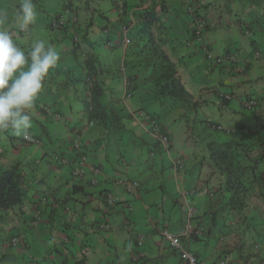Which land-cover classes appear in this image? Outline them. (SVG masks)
<instances>
[{
  "label": "crops",
  "instance_id": "1",
  "mask_svg": "<svg viewBox=\"0 0 264 264\" xmlns=\"http://www.w3.org/2000/svg\"><path fill=\"white\" fill-rule=\"evenodd\" d=\"M111 1V6L116 8L119 0ZM123 2V17L118 9L116 18L107 17L99 10L104 21L101 26L94 22L95 12L80 4V11L85 12L82 15L73 2L70 7L60 6L43 25L47 33L53 30L52 34L56 33L58 40L66 42L70 49L60 54L61 61L54 69L57 78L46 80L43 91L46 94L42 93L45 96H39L36 102L50 105L61 116V121H66L67 135L60 137L58 144L54 143L60 127H47L53 120L34 108L31 113L33 131L42 136L39 140L43 143L39 146L40 152L33 147L21 148L6 154L10 161L3 157L0 160L4 166L27 165L23 204L0 212V264H184L162 233L168 230L174 235H183L187 225L192 226V231L182 237V242L200 264H221L222 261L264 264V180L256 184L255 196L245 210L237 213L227 208L228 195L223 191L222 179L211 175L205 148L213 141L252 143L264 135V107L246 113L241 105L245 98L264 96V76L260 73L264 62L253 58L255 52L264 54V0ZM190 7L199 19L206 21L204 37L214 54L221 55L217 54L221 49L222 54L238 53L234 66L215 67L193 43L194 16L188 13ZM147 11L160 18V37L181 78H192L195 89H201L197 98L192 85L195 99L203 102L202 106L215 100L221 104V109L230 110V116L239 118L236 125L203 119L226 130L221 133H215L205 124H197L192 131L187 126L186 151L176 148L174 132L167 127L163 116L167 112L180 114L187 110L186 118L190 121L197 112L180 104L160 105L162 111L156 115L170 135L171 152L168 154L145 125L129 116L130 112L147 111L146 102L158 104L153 99L151 84L139 76L132 97L124 99L125 78L121 71L131 52V42L124 44L123 28L128 25L130 39L136 37L142 26L141 15ZM72 13H76L78 22L73 21ZM60 17H64L65 25H55ZM247 33H251V37ZM48 38L51 40L50 33ZM229 39L233 40L229 42ZM49 40H45L46 43ZM229 45L233 46L229 48ZM88 52L99 62L105 102L121 110L122 126L109 132L96 123L88 126L83 108L76 116L69 110L71 101L82 104V96L76 93L78 84L69 83V78H75L76 72L80 78L87 73L81 55ZM243 67H246L244 71L239 70ZM211 88L225 90L234 98L221 103L219 93L204 90ZM61 107L67 111L62 112ZM68 113L73 115L72 120ZM39 125L44 129H39ZM79 129L87 154L102 171L95 186L91 184V174L74 181L68 166L54 160L58 155L71 156L72 142ZM195 141L204 143L197 149L192 145ZM11 143L17 146L19 142ZM176 156L185 159L183 171L173 166ZM258 170L264 173V162ZM117 179L137 182L139 187H127V190L116 185ZM109 193L119 199L114 207L107 204ZM43 194L48 195L49 200L40 206V215L36 218L35 208ZM15 240L21 241L18 247L14 246Z\"/></svg>",
  "mask_w": 264,
  "mask_h": 264
},
{
  "label": "trees",
  "instance_id": "2",
  "mask_svg": "<svg viewBox=\"0 0 264 264\" xmlns=\"http://www.w3.org/2000/svg\"><path fill=\"white\" fill-rule=\"evenodd\" d=\"M120 1L122 0H119L115 7L119 10L120 17H123L125 15V4L123 5ZM71 5L72 2H64L63 4L65 7H70ZM120 5H122V8H120ZM141 20L142 26L137 36L131 37V45L129 46L131 52L128 54L123 64L127 69V79L131 89L133 91L135 90L136 80L139 76H143L152 86L153 99L160 105L168 103L170 107H174L180 104L184 105V107H188L194 112H198L203 102H199L197 98L195 99L194 94L186 89L178 72L176 63L166 51L165 42L160 37L162 31L160 18L157 14L147 11L141 15ZM195 32L196 31L193 30L192 40L194 41L196 40ZM194 44L200 48V52L210 63H215L208 59L198 43ZM81 58L83 61L82 63L87 69V73L81 78H75L72 81L78 82L83 88L85 93V96L82 97L83 112L86 114L88 121L102 126L107 132L121 127V110L105 102V91L100 79L101 71L97 58L90 53L85 54V58ZM214 65L216 67V64ZM204 90L210 93H219L218 99L221 103L230 102V100L223 96L225 93H222L217 88ZM41 105L46 104H38V102H36L34 108H38L48 119L49 115L41 109ZM46 106L50 110H53L50 105ZM243 110L246 113H253L255 111H247L244 108ZM151 115L160 120L158 115ZM161 123L163 125V122ZM200 123L201 124L198 125L205 124L215 133L224 132L217 130L220 125L216 123L210 124V122L206 120H201ZM39 126L44 129L42 125ZM8 133L10 135V131ZM76 133L81 134V129ZM10 136L19 138V141L23 139L15 135ZM254 142L231 144L213 141L208 142L205 146L212 169L211 175L222 179L223 191L228 195L225 206L237 213L245 210L249 201L255 196L256 184L264 180V173L258 170L260 164L264 162V135ZM83 150L91 159L85 147H83ZM181 158L184 157L182 156ZM94 164L96 163L94 162ZM26 167L27 165L22 163L4 166L0 161V212L14 210L23 204L27 185ZM37 205L34 217H37V213H40V206L39 204Z\"/></svg>",
  "mask_w": 264,
  "mask_h": 264
},
{
  "label": "clouds",
  "instance_id": "3",
  "mask_svg": "<svg viewBox=\"0 0 264 264\" xmlns=\"http://www.w3.org/2000/svg\"><path fill=\"white\" fill-rule=\"evenodd\" d=\"M68 2L71 1L69 0ZM120 2L124 5L123 0ZM188 12L190 15L194 16V21L195 19H199L196 11L192 7L189 8ZM37 15L34 0H20L16 11L15 24L13 26L14 30L30 33L32 26L37 22ZM74 15L76 16V13H74ZM76 17L78 18V16ZM7 22V14L0 12V134L8 133L10 131L12 135L21 137L25 141L30 140L32 136L38 143L31 144L27 141L26 143L30 145L42 146V141L37 140L31 134V130L33 128L31 113L36 105V101L44 91L45 82L48 79L50 72L58 67L61 61V56L53 46L48 45L43 39H32L29 42L28 47L25 49L15 39L14 31H10L9 28L5 26ZM130 32L131 28L128 32L129 39ZM249 37H251V35ZM76 43H78V41H76ZM210 51L212 50L210 49ZM212 53L214 54L213 51ZM85 54L86 53L81 56L85 58ZM214 55L217 57L221 56L216 54ZM243 68L244 70L246 69V67ZM123 69L127 71L125 67H123ZM123 69L121 72L122 76L125 78L124 99H126V82L128 79L127 74H123ZM131 94L133 95L132 89ZM228 94L231 95L230 93ZM231 96L233 97V95ZM52 112L53 116L49 115V119L53 121H61V116L57 115L53 110ZM56 117H59V120H57ZM91 123L92 126L94 125L93 122L88 121V126H91ZM58 157L66 158L62 155H58ZM45 196L48 197L46 194Z\"/></svg>",
  "mask_w": 264,
  "mask_h": 264
},
{
  "label": "rangeland",
  "instance_id": "4",
  "mask_svg": "<svg viewBox=\"0 0 264 264\" xmlns=\"http://www.w3.org/2000/svg\"><path fill=\"white\" fill-rule=\"evenodd\" d=\"M70 1L73 2L75 7L78 5L77 6L78 9L80 8L79 5L81 4V6H86L88 9H90L91 13L95 12L94 22L98 26L103 25V22H104L102 19V16L98 13L99 10H103V15H105L107 17H114V18L117 17L116 8L111 6L112 5L111 0H70ZM64 2L65 1H63V0H60V1L59 0H39L38 2H36V0H35L34 3L36 5V10H37V14H38L37 15V22L32 26L30 34H26L25 32H21L18 30H14V28H13V26L15 24L16 11H17V8L19 6L20 0H0V12H4L7 14L8 22L5 26L8 27L10 31H14L15 39L25 49L28 47L29 42L32 39L49 40L50 38H48V34L50 33L51 34V40H49V42L47 44L50 46H53L60 54L61 53L65 54L67 52V50L69 51V49H70V48H68L67 45H65L67 43L65 42V44H64V42H61L60 40H58L57 36H55L57 34L56 33L52 34L53 30H49V32L47 33L46 30L43 29V25L48 20L50 21L51 17L54 16L56 12H58V10L60 9V6H63ZM74 5H73V7H74ZM78 12L82 15H84V13H85L83 11H80V9L78 10ZM90 16L92 17V15H90ZM92 19H93V17H92ZM232 40L233 39H229V42ZM231 46H233V45H229V48H231ZM222 51H223V49H221L220 53H217V54H222ZM261 54L264 55L263 53H261ZM253 58H254V55H253ZM254 59L259 60L261 62H264L263 59H258V58H254ZM260 73L262 74V76H264V69H261ZM78 75H79V73L76 72V77H75L76 79L80 78V77H78ZM48 78L55 80L57 78L56 71L52 70L50 72ZM75 78L74 77L69 78V83L74 82L72 80H74ZM182 81L184 82L186 89L194 94L193 87L195 89L196 83L192 80V78L190 80L188 77L183 76ZM76 83L78 84V87H79V89L76 92L77 95L84 97L85 93L83 91L82 86L78 82H76ZM192 85H193V87H192ZM195 90H196L195 95L197 98H199V95L201 94L200 93L201 89L198 87ZM220 91L222 93L225 92V90H220ZM42 93L46 94L45 92H42ZM44 96L45 95H43V94L40 95V97H44ZM40 100H41V98H40ZM67 103L69 104V102H67ZM67 103H65V105H67ZM71 103H72V106H71V109H69V110H72L73 111L72 114L76 116V114H78L82 110L83 105L79 101H74V102L71 101ZM63 105H64V103H63ZM145 106H146L145 109L147 111H143V112H145L147 114L152 113V114L160 115V112L162 111V110H159V108L161 107L159 103L156 104L155 102H149V103L146 102ZM134 107H136V106H134ZM134 107H133V109H134ZM61 111L65 112L67 110H65V107L64 108L61 107ZM153 112H155V113H153ZM183 112L184 113H180V114L178 112H175L174 114L171 112H167L163 116L164 122L166 123L167 127L170 130H172V132H174V137H175V141H176V148L180 151L182 149H184L186 146L185 135L188 134L187 126H190V130L192 131L193 128L197 124H201L200 122L197 123L196 120L201 121L203 119H208L212 122H221V123H224L226 125L227 124L236 125L238 123V120H239V118L234 117V115L230 116L231 114H230L229 109L223 108V107L221 109V104L215 100L207 102V105H203L202 108L200 110H198V112L196 114L192 115L193 117H191L190 121H188L186 118L187 110H184ZM72 116H70V114H69L70 120H72ZM195 117L197 118L196 120L194 119ZM81 118H83V117H81ZM85 121L87 123V121H88L87 117H86ZM53 126L60 127L59 135L57 136L58 138L56 140L55 139L53 140L54 143L58 144L59 138L67 135L66 121L65 120H62V121L54 120L52 122H49V124L47 125V127H53ZM39 127H40L39 129H43V128H41V126H39ZM31 134L37 140H39V138L42 137L38 133H35L33 130H31ZM10 135H12V134L10 133ZM10 135H9V133L8 134L3 133L0 135V160L3 157V158H7V160L10 161V159H8L6 154L10 151H12V152L18 151L21 148L33 147V149L38 151V153L40 152L39 146H36V145L32 146L30 144H27L24 139L19 141L18 140L19 138L11 137ZM193 138H194V136H193ZM11 141H14V142L18 141L19 143L17 144V146H15L11 143ZM203 143L204 142H201V141H195V143L193 142L192 145H194L195 148L199 149L198 146H201V144H203ZM186 150H187V148L184 149V151H186ZM252 222L256 223L254 220Z\"/></svg>",
  "mask_w": 264,
  "mask_h": 264
},
{
  "label": "built area",
  "instance_id": "5",
  "mask_svg": "<svg viewBox=\"0 0 264 264\" xmlns=\"http://www.w3.org/2000/svg\"><path fill=\"white\" fill-rule=\"evenodd\" d=\"M120 8H122V5H120ZM67 13H71L70 10H67ZM73 14V13H72ZM74 15V14H73ZM73 21L77 22L78 18L74 15ZM65 25V19L64 17H60L55 21V25ZM206 29V21L196 19L192 23V30H195V37L196 40L194 43H198L204 52V54L208 57V59L215 62L216 66H222V67H231L234 66L235 63L238 61V55L235 51H227L223 55L217 57L215 56L212 51L208 48L205 39H204V31ZM130 28L128 26H125L123 28V34H124V44L127 46L130 44V39L128 36ZM248 36L251 35V33H247ZM254 58L263 59L264 55H262L260 52H256L254 54ZM239 70L243 71V69ZM123 74L126 75L127 71L123 69ZM131 86L130 83L126 82V95L125 98H131ZM226 99L232 100L233 97L229 95L228 93H225L223 95ZM242 107L247 111H254L260 106H264V96L260 97H250L241 102ZM41 109L46 112L48 115L53 116L52 110H50L47 106L41 105ZM130 115L132 118L136 119L140 124L145 125L147 131L151 136L154 138V140L159 143L160 146H162L168 154H170L171 150V142L168 132L164 129V126L162 125L161 121L154 117L151 114H147L143 111H137V112H131ZM57 120H59V117H56ZM92 126V123H91ZM218 131H226L222 127L217 128ZM28 143H38L32 136L30 140H26ZM83 142H82V136L80 133L75 134V138L73 141L72 149H71V156L62 158V157H56L55 160L64 165L68 166V168L71 171V177L76 181H81L83 178H85L88 174H91V184L95 186L100 179L102 175V171L100 170L99 166L97 164H94V161H92L83 150ZM173 161V166L176 170L183 171L186 166V162L184 158H181L180 156H176ZM117 186H122L123 188L129 190L127 187H139V184L137 182H130V180L126 179H117L115 181ZM107 204L111 207H114L115 204L119 201L117 196L113 193H109L106 196ZM48 202V197L45 195H42L39 197L38 204L39 206L46 205ZM132 205L128 206L129 211H132ZM40 213H37V217L39 218ZM192 231V226L187 225L185 232L183 235H174L168 230H164L162 235L164 239L169 243L170 247L177 251L180 254V257L184 264H200L198 258L191 253L184 243L182 242V237L187 236L189 232ZM21 243L19 240L14 241V246L18 247V245ZM221 264H226L222 261Z\"/></svg>",
  "mask_w": 264,
  "mask_h": 264
}]
</instances>
